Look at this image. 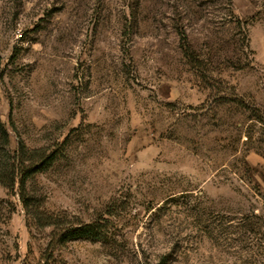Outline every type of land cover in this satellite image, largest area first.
I'll list each match as a JSON object with an SVG mask.
<instances>
[{"label":"rangeland","instance_id":"obj_1","mask_svg":"<svg viewBox=\"0 0 264 264\" xmlns=\"http://www.w3.org/2000/svg\"><path fill=\"white\" fill-rule=\"evenodd\" d=\"M19 141L54 162L0 186V264H264V0H0V171Z\"/></svg>","mask_w":264,"mask_h":264},{"label":"trees","instance_id":"obj_2","mask_svg":"<svg viewBox=\"0 0 264 264\" xmlns=\"http://www.w3.org/2000/svg\"><path fill=\"white\" fill-rule=\"evenodd\" d=\"M185 55L191 59L192 63H199L195 62L197 60L189 50H185ZM9 158L13 162L7 171H0V186L9 192H14L18 186L19 197L23 201L25 209L28 210L29 204L25 197L27 181L36 173L51 166L54 162V155H47L43 150H29L23 142L19 141L16 151ZM35 213L34 220L39 227H52L54 232L58 233L57 235L60 236L56 240L58 246H64L70 241L80 239L99 241L103 236L102 228L97 222L89 224L68 222L65 224L59 215L45 214L40 210H36Z\"/></svg>","mask_w":264,"mask_h":264}]
</instances>
